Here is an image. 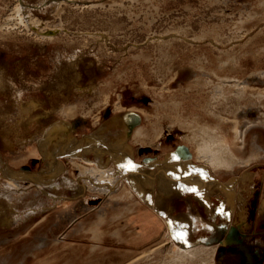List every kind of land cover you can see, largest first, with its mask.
Wrapping results in <instances>:
<instances>
[{
    "label": "rangeland",
    "instance_id": "1",
    "mask_svg": "<svg viewBox=\"0 0 264 264\" xmlns=\"http://www.w3.org/2000/svg\"><path fill=\"white\" fill-rule=\"evenodd\" d=\"M23 1L28 18L0 0V264H264V0ZM135 107L138 150L99 136L109 109ZM249 121L241 148L235 129ZM204 129L231 146V170L198 158ZM89 164L125 173L83 191ZM192 165L240 181L245 203L227 193L232 214L217 197L208 213L161 192L163 170ZM225 216L246 231L232 244L215 240Z\"/></svg>",
    "mask_w": 264,
    "mask_h": 264
},
{
    "label": "crops",
    "instance_id": "2",
    "mask_svg": "<svg viewBox=\"0 0 264 264\" xmlns=\"http://www.w3.org/2000/svg\"><path fill=\"white\" fill-rule=\"evenodd\" d=\"M136 112L140 116L139 122L131 123V116L127 112ZM110 117V123L106 126H101V130H97L99 133V136L103 138L107 143H113V142H122V143H128L134 150H138L139 145L133 144L131 145V142H134V139H137L139 136L136 134L135 129L138 126V124L141 122L143 114L135 107L134 109L129 108L126 109H109V115ZM87 118H82L81 121H86ZM80 121V122H81ZM93 130V128L91 129ZM95 130V128H94ZM95 131V132H97ZM137 143V142H136ZM145 147V146H144ZM158 148V146H156ZM130 164H134L133 161H130ZM136 167V165H135ZM128 168V167H127ZM181 169L173 170L171 174L164 175L163 173L159 174L158 178V185H160L161 192H164L165 194L169 195H192L193 199L202 206L208 213H211L213 210H215V202L213 201V198L217 197L219 198V201L222 204L223 209L225 210L226 214L230 215L232 214V208L229 204H227V193H236L239 197V201L241 204L245 203V200L243 199V188L245 185L241 184L240 181L234 180L233 182H223L220 183L216 179H214L211 174L210 175H203L200 173L195 172L194 167L190 168H183ZM244 178V176L242 177ZM241 178V179H242ZM191 183V184H190ZM193 183V184H192ZM196 184V185H195ZM199 186H198V185ZM143 185L145 186V190H142ZM201 185V186H200ZM240 186V187H239ZM188 187L187 189H185ZM144 188V187H143ZM190 189H194L190 190ZM155 185L152 181H140V183L137 184V191L142 194L143 197H146L148 194L154 192ZM245 192V191H244ZM225 227L221 229V237L222 239L221 244L225 242H230L232 244L230 237L227 235L231 232L236 231L234 227H240L243 225H231L228 223L227 216H225ZM172 218L169 216L168 220L170 221ZM227 222V223H226ZM243 233H246V231L242 230ZM242 232L240 234H242Z\"/></svg>",
    "mask_w": 264,
    "mask_h": 264
},
{
    "label": "bare ground",
    "instance_id": "3",
    "mask_svg": "<svg viewBox=\"0 0 264 264\" xmlns=\"http://www.w3.org/2000/svg\"><path fill=\"white\" fill-rule=\"evenodd\" d=\"M47 1H49V0H47ZM56 1V0H55ZM51 2V1H50ZM52 2H54V0L52 1ZM51 2V3H52ZM53 4V3H52ZM54 4H55V2H54ZM56 4H57V2H56ZM29 8V6L27 5V4H25V2L23 1V0H19V3L17 4V6L14 8L15 10H16V12H20V13H22V14H24V16H27L28 15V9ZM21 15V14H20ZM22 17V16H21ZM23 18V17H22ZM27 18H28V16H27ZM21 22V21H20ZM19 24V23H18ZM22 24H24L23 23V20H22ZM26 25V24H25ZM26 27H28V25L26 26ZM225 82V81H224ZM239 93V92H238ZM217 94V93H216ZM223 95V94H222ZM224 96V95H223ZM135 117V119L134 120H138L139 118H138V116H134ZM238 123V122H237ZM248 124L246 125L245 124V126L244 127H242V129L241 130H236L235 129V133H236V135H235V138H238L239 140H240V143H241V148L242 147H244V145H245V138H246V135H247V132H248V130L251 128V127H256V123H254L253 121H249V122H247ZM206 127V126H205ZM204 127V128H205ZM210 128V127H209ZM238 129V128H237ZM204 131V132H203ZM201 130V132H203V134L204 133H206L207 131H206V129H204V130ZM250 131V130H249ZM204 136H206L205 134H204ZM205 138V137H204ZM90 139L92 140V142L93 141H96V142H98L96 139H94L92 136L90 137ZM105 141V140H104ZM104 141H102V140H100V143L103 145L105 142ZM200 141L201 140H199L198 141V146H199V144H200ZM252 144H251V146L254 148V149H256V150H260L262 147L258 144V142H257V137L256 136H254L253 137V140H252V142H251ZM44 144V143H43ZM43 146V145H42ZM66 145H64V147H65ZM87 147H89V148H92V149H94V148H99L98 146H91V145H86ZM85 146V147H86ZM116 149V148H115ZM262 150V149H261ZM97 151V150H96ZM176 154V156H178L179 158H181V159H183V160H189V154L185 151V149H184V146H179V148L177 149V152L175 153ZM235 155V154H234ZM236 157V156H235ZM118 158L119 157H117V161H118ZM55 159V158H54ZM163 163V162H162ZM162 163H160V162H158V165H160V164H162ZM181 163H182V161H181ZM239 163V162H238ZM167 164V163H166ZM89 165H91V167L90 168H87L84 172H81V176L82 177H84L86 180H87V182H88V184L87 185H84V186H82L81 187V190H83L84 191V188L86 187V186H88V187H90L91 189H93L92 191H94V189H96V190H99V191H101V192H103V191H107V190H111L112 188H114L115 186H116V183H117V175H122L123 176V173H125V171H123V170H119V171H116V172H114L113 170H110V169H107L106 167H102V166H97V165H94V164H89ZM162 166H164L163 164H162ZM162 166H160L159 168H161ZM88 167V166H87ZM192 167H194L195 168V166L194 165H192ZM158 168V167H157ZM126 169V168H125ZM127 170V169H126ZM121 171V172H120ZM161 172H162V169H161ZM167 172H169V171H165V170H163V174L164 175H167L166 173ZM170 174V173H169ZM94 177H96V179L94 180L93 178ZM38 178V177H37ZM127 180L128 181H131V182H133V180H139V178L136 176V174H133L132 176H129V174L127 175ZM72 181V180H71ZM67 182V184H71V182L69 181V180H67L66 181ZM9 185V186H8ZM7 186V190H6V193H8V194H10V192H12L13 190H14V187H15V185H13V184H8ZM144 187V188H143ZM143 187H142V190L143 191H146L145 189V186L143 185ZM136 189V188H135ZM90 190V189H89ZM95 190V191H96ZM10 191V192H9ZM91 191V190H90ZM7 195V194H6ZM10 195H12V194H10ZM9 196V195H8ZM225 227V225L224 224H220V225H218V229H217V231H213V232H217L218 233V236H216L215 237V240H221L220 238H221V229L222 228H224ZM203 241H209V239H205V240H203ZM185 252V251H184ZM192 252V251H191ZM191 252H190V254H191ZM186 253V252H185ZM193 253V252H192ZM214 253V252H213ZM187 254H189V253H187ZM209 260V259H208Z\"/></svg>",
    "mask_w": 264,
    "mask_h": 264
},
{
    "label": "clouds",
    "instance_id": "4",
    "mask_svg": "<svg viewBox=\"0 0 264 264\" xmlns=\"http://www.w3.org/2000/svg\"><path fill=\"white\" fill-rule=\"evenodd\" d=\"M196 151L198 158L213 168L231 170L237 162V158L232 153L231 146L223 142L219 130H216L215 133L208 131ZM166 264H186V262L183 258L177 259L176 257H172Z\"/></svg>",
    "mask_w": 264,
    "mask_h": 264
},
{
    "label": "snow or ice",
    "instance_id": "5",
    "mask_svg": "<svg viewBox=\"0 0 264 264\" xmlns=\"http://www.w3.org/2000/svg\"><path fill=\"white\" fill-rule=\"evenodd\" d=\"M128 168L130 170H134V167L131 164L128 165ZM190 190L194 191V189H190ZM172 238H173V240H181V241H183L185 239L183 234H173Z\"/></svg>",
    "mask_w": 264,
    "mask_h": 264
},
{
    "label": "water",
    "instance_id": "6",
    "mask_svg": "<svg viewBox=\"0 0 264 264\" xmlns=\"http://www.w3.org/2000/svg\"><path fill=\"white\" fill-rule=\"evenodd\" d=\"M128 114H130V118H131V123L133 124V123H136V122H139V120H140V116H139V114L138 113H136V112H133V111H131L130 113L129 112H127ZM134 116H138V120H134L135 119V117Z\"/></svg>",
    "mask_w": 264,
    "mask_h": 264
}]
</instances>
